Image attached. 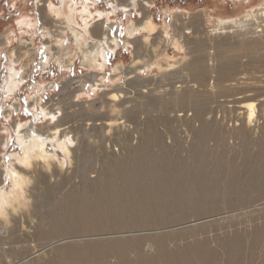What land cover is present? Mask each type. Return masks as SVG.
Returning <instances> with one entry per match:
<instances>
[{
	"label": "bare ground",
	"instance_id": "bare-ground-1",
	"mask_svg": "<svg viewBox=\"0 0 264 264\" xmlns=\"http://www.w3.org/2000/svg\"><path fill=\"white\" fill-rule=\"evenodd\" d=\"M61 1L63 9L54 6L48 0H38L37 6H41L37 12L41 30L43 33H49L50 29L55 27V30L51 31H54L52 33L56 37V47L59 50L63 47V39L69 30L74 46L81 52L82 65L86 68H103H97L99 67L97 62L106 58L104 45L114 50L118 45H121L117 34L120 23L111 19L120 10L129 16L136 13L139 20L137 22L127 21L125 25L123 46L126 49L130 48V56L133 59L129 67L125 69L113 68L111 82L114 83L120 74L128 78L130 74H135L146 67L149 68H147L148 70L155 66L160 69H175L174 64L169 62V58L172 56L168 53V50L173 49L174 53L183 51L184 58H192L186 65V69H188L186 72L187 83L184 86L183 84L178 86L184 88V93L178 91L176 87L177 90L175 89L171 93L168 91L167 94H161L160 90V94H157L158 98L166 99V96L169 98L167 102L162 99L149 101L147 104H150L154 111L150 109L147 112L146 104L138 99L126 101L124 91L118 88L105 93L104 96L107 95L108 98L105 99L106 109L102 114H93L90 104H77L70 101L66 105H61L59 101H56L55 104L51 101V105H41L42 113L45 117L52 118H57L58 114L62 113L61 118L58 119V128L41 133L34 127V123L15 124L16 142L23 153L22 155H12V159L17 162L15 168L6 165L0 156V185H2V176H6L3 178L4 183L7 178L11 184L9 185L11 194L0 189V221L6 224L12 223V228L7 231L9 232L7 240L9 244L0 246L1 257L4 259L1 263L108 264L115 259L116 264H131V260L135 264H217L215 253L213 254L212 250L209 251L207 247V250H191L188 247L181 251L177 248V251L174 250L176 252H170L167 243L174 242L175 239L177 241V238L169 237L170 234H164L162 237L161 235L163 230L171 229L172 225L166 226L171 221L181 222V220L190 217L203 215L211 217V214L215 213V209L213 210L215 206H212L210 200L218 197L221 191L240 198L241 195L237 194L239 191L236 193L235 189L240 184L243 187V183L257 184L258 190H264V158L260 161V157L257 160H252V158L243 159L242 156L237 158L239 161L237 165L226 162L230 165H221L222 167L220 166L221 168L215 172L209 171L208 158H216L220 155L211 150L217 144L211 146L209 142H217L223 139L225 134L221 129L222 125L221 127L217 126L215 119L207 117L211 109L203 106L205 105L204 100L209 94L217 98L219 96L216 91L223 94L232 89L236 90L235 87L242 82L247 84L246 77L239 76L241 73H236V64L231 57L229 58L228 53L239 49L237 56L247 57V55H257L260 51L259 47L264 49V42L260 41L264 39V0L256 5H250L238 17L206 16L204 20L207 23L203 20L204 24L202 20L200 23V21L190 18L187 12H170L168 15L164 14L162 26L153 22L151 12L147 10L153 7L151 0H105L108 9L104 13L92 11L96 0H83L84 6L79 11H77L75 0ZM237 1L241 2V0ZM242 1L246 5L249 2V0ZM95 16L99 17V20H103L102 26L90 24L96 18ZM51 17H56V19L52 20ZM56 23H61L63 27H56ZM48 25L49 28H47ZM28 28L27 24L20 26L21 31L29 33ZM114 33L115 36H113ZM225 36L236 39V44L219 41ZM43 37L46 35L43 34ZM255 38L258 40L255 41ZM30 44V42L23 41L20 49L25 48L30 52ZM140 49L143 51L142 54H140ZM71 52L70 49L66 51L67 55H71ZM50 55L51 52L48 49L43 56L45 67L48 66L50 57L53 56ZM16 56L21 58L23 54L19 53ZM29 56L30 58L34 57H31V54ZM18 58L12 59L13 66L10 68V76L4 87V90L9 94L14 92L19 84V81L16 80L19 72L15 69ZM210 58H214V62L219 61L221 65L218 66L217 74L214 72L216 75L208 83L210 76L207 77V73L202 71V68L206 67V60L209 63ZM252 61L264 66V56L263 58H253ZM25 66L26 64L23 67ZM92 76L85 80L90 82L92 87H96L100 82L97 79L98 75L93 73ZM21 78L23 79V77ZM85 80L78 81L80 88ZM145 82V80L133 78L129 87L138 91L140 88H146L143 85ZM255 83L257 82L248 83L246 87ZM195 88H199L198 92L203 89L204 92L206 91V95L203 97V93L199 98L192 99L191 96L195 93ZM145 91L148 95L149 92L147 90L143 92L145 93ZM79 92H81L80 89L76 90L72 99H76ZM141 97L139 95L137 98ZM242 98L238 95L235 100H224L223 103L213 100V104H217L218 109L220 107L223 112H226L225 114H228V118H226L229 124L231 121L236 122L233 127L236 131L231 133L232 135L238 134L245 141L247 138H252L251 136L254 138L264 137V98ZM135 101L137 106L127 108V103ZM228 102L232 103V106H227ZM186 104L188 107L184 108ZM32 110L37 116L34 103ZM174 110L177 111L173 114ZM179 110L184 113L177 114ZM189 112L191 113L189 114ZM154 113L156 115H153ZM223 117L222 115V119ZM176 121L181 123L180 127L186 126L192 132L193 142L189 148L186 145L187 150L184 158L180 153L170 150H168L170 151L168 155L166 153L152 154L146 140L159 141L163 136L160 131L161 125ZM223 121L225 122V118ZM221 123L223 124V122ZM127 125H132L133 134H136V138L139 140L138 146L132 144L133 134L130 133L131 128ZM170 133V131L166 133L167 138H171ZM117 145L122 150L137 147L130 152L129 156L131 157H123L124 161H117L114 159V154H111L112 151L117 152L118 149H114ZM48 147L52 149V152ZM163 147L167 150L165 146ZM57 151L64 154V156L62 155L65 157L63 161L58 158ZM2 152L4 151L1 150L0 155H3ZM93 152L97 153V161H102L101 170L110 177L104 186V191L99 195L101 199L99 198L98 207L94 204L96 210H93L87 200V197L93 195L88 189V184L82 185L80 193L82 197L73 194L72 199H68L69 195L64 186L65 181L61 176L65 165L70 166L72 163V165L82 167V161L90 159ZM94 172L96 173V171ZM59 178H61L60 181ZM54 179L55 182H51ZM250 195L252 196V194ZM224 197L226 201V197L229 195L224 194ZM228 203L226 205H230ZM224 210L230 212L228 209ZM260 211L262 212V209ZM228 212L220 211L221 214ZM199 220L201 219H195L192 222L196 223ZM192 222L190 221V223ZM256 228L257 231L260 230L258 227ZM175 231L177 232V230ZM142 232L148 234H142ZM259 232L255 233V238ZM120 234L129 235L127 236L129 238L114 237L115 235L120 236ZM158 236L161 239L160 242H157L158 247L153 252L154 254L146 253L152 248V244H149L144 250L146 240L152 239V237L158 238ZM254 237L253 239H255ZM121 238L123 237L121 236ZM79 241L82 244L78 243ZM131 242H136V244L132 248H126ZM202 245L205 246V244ZM176 247L179 246L176 245ZM13 253L18 255L16 262L11 261ZM233 263L231 260L228 261V264Z\"/></svg>",
	"mask_w": 264,
	"mask_h": 264
},
{
	"label": "rangeland",
	"instance_id": "rangeland-1",
	"mask_svg": "<svg viewBox=\"0 0 264 264\" xmlns=\"http://www.w3.org/2000/svg\"><path fill=\"white\" fill-rule=\"evenodd\" d=\"M42 1H46V0H42ZM48 1L52 2L54 6L63 9L62 8L63 3L61 0H48ZM96 1H97L96 5L92 8V11L94 13L106 12V10L108 9L106 5L107 3H105L106 1L105 0H96ZM151 1L153 2V7L147 10L151 12L153 22L158 26L163 25V20H164L163 17H165L166 14L168 15L170 12H177V13L187 12L189 13L190 18L196 21H200V23L202 20L204 24L205 23L204 21H206L204 20L206 16L215 17V18L238 17L241 14H243L245 12V9L250 5L253 6L261 2V0H252V1L249 0L248 2L249 5L248 4L246 5L243 4L245 2L242 0L241 2L240 1L238 2L237 0H151ZM74 2L77 5V11L82 9V6H84V4H82V2H84L83 0H75ZM37 5H38V0H0V143H1L0 151L1 150L4 151L1 153L3 155L0 156L3 158V160L5 161L4 163L6 165L15 168L17 162L15 161V159H12V157L16 154L22 155L23 153L20 146L16 142V135L14 132L15 124L19 123L22 125L29 122L34 123V127L38 129L41 133H47V131H51L52 129L58 128L59 126L58 119L61 118L62 113H59L57 118L45 117L42 113L41 105H51L52 104L51 101L54 104L56 101L57 102L59 101L61 102V105L62 104L66 105L67 102L74 101L77 104H84V105L90 104V108L93 114L99 115L102 114L106 109L105 99H107L108 96L107 95L104 96L105 93L120 88L124 91L123 93L126 101L132 99H138V101H141L143 104L144 103L146 104L147 106L146 111L148 112L150 111V109L151 111H154V108L150 106V104H147L149 103V101L162 99V101L167 102L169 96H166V99H164V97L158 98V95L160 94L159 93L160 90L162 92L161 94H167L169 92L170 93L174 92V90L177 88L178 91L184 93L185 91L184 88H180L178 86H181V84H183V86L186 85L187 83L186 72L188 71V69H186V65L188 62L191 61L192 58H184L185 53L183 51H180L179 53L177 52L174 53L172 51L173 49L168 50V53L170 56H172V58H169V62L171 64H174L175 69L173 70L166 68L160 69L159 67L155 66L156 68L153 67L150 68V70H148L149 68L146 67L145 69L137 71L135 74L132 75L130 74L129 75L130 77L128 78H126L123 74H120V76H118L115 79L114 83L111 82V77L113 75V68L120 67L125 69L129 67L133 59L130 56V48L126 49L123 46V41L125 38V25L127 21L134 20L135 22H137L139 20L138 19L139 16L136 13H132L131 16H129L128 14L122 13L119 10L116 12V15L114 14L115 16H113V18L111 19L116 20L117 22L119 21L118 23H120L119 24L120 29L117 32V34H118V39L121 42V45H118V47L115 50L109 49L107 48V46L104 45L106 58H104L102 61L100 59L97 62V64L99 65V67L97 68L100 67L103 68L92 69L89 67L86 68L85 66L82 65L81 52L78 50L76 46H74V41L72 40V35L70 34L69 30L65 34V37L63 39L64 41L63 47L60 50L59 48L56 47L57 44L56 37L55 35H53L54 33H52L54 31H51L52 29L55 30V27L51 28L49 33L46 32L43 33L40 26L41 24H40L39 14L37 13L38 8H41V6L38 7ZM182 15L184 14L182 13ZM95 17L96 18L92 22H90V24H97L102 26L101 23H103V20L101 19L99 20V17L97 16ZM51 18L52 20L56 19V17H54L55 19L53 17ZM208 22L210 21L208 20ZM21 24L29 25L28 29L30 30V32L28 33L21 31L20 29ZM59 26H61V23L57 24L56 27ZM49 27L50 26L48 25L47 28ZM43 34L46 35V37H43ZM113 36H115V33ZM229 37L230 36L228 37L225 36V38H221L222 40L219 41H228L229 44H236V39L234 38L232 39ZM254 40L257 41L258 39L255 38ZM23 41L31 43L30 44L31 46H29L30 52L27 51L25 48L22 50L20 49L22 48L20 45ZM260 41L264 42V39H261ZM253 43L255 44L257 42H253ZM262 48L263 47H259L260 51L259 53H257V55L256 54L247 55V57L246 56L238 57L237 55H239V53H237V50L239 49H236L233 52L228 53L229 58L231 57L233 59L230 60H232L236 64V73L237 74L241 73L239 76L242 75L246 77L247 84L242 82L239 86H237L238 88L235 87L236 90L232 89L227 92H224L223 94L220 91H216L218 92L217 96H219L220 98L219 97L215 98L216 96L209 94L204 100L205 105L203 106H206L209 109H211L207 117H210L209 119L212 120L215 119L217 121V126L221 127L222 125L221 129L225 134V137H223V139L217 142H213V141L209 142L211 146H213L215 143L217 144L216 147L211 149L213 150L212 152L218 153L223 157L222 158L219 155L216 158H208L207 166L209 168V171L211 172L217 171L219 168L222 167L221 165L223 166L230 165L229 163L226 162H231L232 165L233 164L237 165V162H239L237 161L238 160L237 158H240L242 156L243 159L252 158V160H257L260 157V161L262 160V158H264V137L260 138L261 136H259L258 138L256 137L254 138L253 136H251L252 138H247L245 141L238 134L232 135L236 131L233 128L234 125H236V122L231 121L229 124V121H227L228 114H225L226 112H223L220 107L218 109L216 106L217 104H213V100L223 103L224 100L225 101L235 100L238 95L243 97L242 99H244L245 97H249L250 99L264 98L263 95L264 66L259 65V63L252 61L253 58H263L264 49ZM48 49L51 52L50 56L52 55L53 56L50 57L49 63L47 64L48 66L46 65L47 67H45L44 65L45 61H43L44 58L43 56L46 54ZM69 49L70 51H72L71 55H67L66 53V51H68ZM19 53L23 54L21 58H18L16 56ZM28 53L32 55L31 57L33 56L34 57L30 58ZM142 53L143 51L142 49H140V54ZM54 57H58V58H54ZM15 58L19 59L18 62L15 63V69L16 71L19 72L16 76V80L19 81V84L15 89V91L9 94L4 90V87L6 85L5 83H7L8 78L10 76V68L11 66H13L12 59L14 60ZM210 59L211 60H209V63L206 60V67L202 68V71L207 73L206 76L207 77L210 76L208 78V83H210L211 82L210 79L217 74L219 67L221 65L219 61L214 62L213 61L214 58H210ZM24 64H26L25 67H23ZM93 73L98 75L97 79L100 81L97 83L96 87H92L90 85V82L88 81L86 82L85 80V78L87 79L92 78ZM21 77H23V79ZM133 78L134 79L139 78L142 79V81L145 80L146 82L143 85L146 88H140L138 89V91L132 90L129 87V83L133 80ZM80 79H83V81L85 80L81 88H80V83H78ZM180 81L181 82L184 81L185 83H181ZM134 82H138V81H134ZM251 82L252 83L257 82V83L253 85H249L250 87H246L248 83ZM140 85L142 86V84ZM158 86L160 87L157 88ZM78 89H80L81 92H79L78 97L76 99H72L73 93ZM197 89L196 88L194 89L195 93H193L192 95L193 97L191 96L192 99L199 98L200 95H202L203 93H204L202 95L203 97L206 95V91L204 92V90L202 89L200 92H198ZM144 90H147L149 92L148 95L146 91L145 93L143 92ZM154 91L156 93H153ZM139 95H141L144 98L142 97L137 98ZM211 97L214 99H212ZM33 103L36 106V110L38 113L37 116L33 113L32 110ZM126 106H128L127 108L135 107L137 106V102L136 101L129 102L127 103ZM227 106L229 107L232 106V103L228 102ZM187 107H188L187 104L184 105V108ZM176 111L177 110H174L173 114ZM180 111L181 110H179L177 114L184 113V111L181 112ZM190 113L191 112H189V114ZM153 115L156 114L154 113ZM222 115L224 116L223 119L225 118V122L222 119ZM220 121L223 122V124ZM180 125L181 123H179L178 121L173 122L171 124L169 123L167 125L163 124V126L161 125L160 131L163 134L162 139H159V141L157 142H154V140L153 141L146 140L148 141L147 146L149 147L150 152L152 154L166 153V155H168L170 151L178 152L180 153V155H182L181 157L184 158V155L186 154L185 151L187 150V146L189 148V146L192 144L193 137L191 136L192 132L189 131V129L186 126L180 127ZM127 126H129L130 128L132 127V125H127ZM169 131L171 132L169 134L171 138H167L168 136L166 133ZM187 132L189 133L188 135ZM130 133L131 134L134 133L132 128ZM257 133L259 134V131H257ZM136 136H137L136 134L132 135L133 140H131V142L133 145L138 146L139 140H137ZM162 145L165 146L167 150ZM137 146L131 147L129 150H122L121 147L117 145L116 147H114V149H118L117 152L112 151L111 154H114L115 160L124 161V159L122 158L127 156L131 157L129 156L131 154L130 152L133 151ZM48 149L49 151L52 152V149L50 147H48ZM96 154L97 153L93 152V155L90 159L87 158L88 159L87 161H82V167L80 165L79 166L75 164L72 165L71 163L70 166L65 165L61 171V176H63L64 178L63 181H65V185H64L66 188L65 190L66 193L69 195L68 199H72L73 194L82 197V194H80L82 192L81 188H83L82 185L84 186V184H88L87 185L88 189L92 192L93 195L87 197V200L89 205L93 207V210H96V206L98 207L101 199L99 195L102 194V192L104 191V186L110 179L109 175L105 173V171L101 170L102 161L100 162L97 161ZM57 155L58 158L61 159L62 161L65 158L63 157L64 154L60 151H57ZM71 171L73 172V174ZM94 171H96V173ZM5 177L6 176H2V183H1L2 185H0V189L5 193H7L8 191L7 194H11L10 191L11 186H9L11 184L10 182H8L7 178L4 183L3 178ZM60 179L61 178H59V181ZM72 179L73 180L76 179V181H73ZM51 182H55V179L52 180ZM69 184H71L72 186ZM78 186L79 188H76ZM240 187L241 184L239 185V187H236L235 189L236 193L239 191L237 194L241 195L240 198H237L235 195H232L230 193H223V191H221L218 197H215L212 201L210 200L212 206H215L213 208V210L215 209L214 210L215 213L211 214V217L208 215H203L201 217H190L181 220V222L171 221L170 224L166 225V226L172 225L170 227L171 229L163 230L162 231L163 234L161 235V237L164 236V234H170L169 237L177 238V241L175 239L174 242L170 241L169 243H167L168 250L170 252H176L177 248L179 251H181L186 248L188 249V247L191 250L194 249L195 250L208 249L209 251L212 250L211 252L213 254L215 253L214 256L216 257L217 264H228L229 260L233 261L234 262L233 264H264V204H262L264 203V190L263 191L258 190L257 184L253 185V183H251V185H248V183H243V187H241L242 189ZM224 194L229 195V197H226V201L224 199L225 198ZM250 194H252V196ZM256 194H258V196H256ZM244 195H246L247 197ZM253 196L255 197L253 198ZM218 198H222V199L219 200ZM92 199L93 201H91ZM225 202L226 203L230 202L228 204H230L231 206L226 205ZM224 209H228L230 212ZM261 209L262 212L260 211ZM220 211L222 213L223 212H228V213L221 214ZM224 216L226 218H223ZM195 219H201V220L196 221V223L192 222ZM190 221L192 223H190ZM188 224L189 225L191 224V226L189 227ZM0 227H1L0 231L2 232L0 234V246H4L9 244V242L7 241L9 232L7 231L12 228V223L10 222L6 224L0 221ZM191 227L194 229H192ZM256 227H258L261 231L260 230L257 231ZM175 230H177V232ZM180 230L184 232H181ZM258 232L259 234L255 238L254 237L255 233ZM142 234H148V233L142 232ZM135 235H139V234H135ZM116 236H118V238L120 237V239L129 238L127 237L129 235L126 234L124 235L120 234V236L115 235L114 237ZM121 236L123 238H121ZM161 237L158 236V238L152 237V239L150 238L147 239L144 250H146L149 244H152V248L148 252L146 251L145 252L149 254L152 253L151 255H153L154 254L153 252H155L156 248L158 247L157 242H160ZM253 237L255 239H253ZM180 239L183 240L181 241ZM80 241L78 243L82 244V242ZM135 244L136 242H131L130 244H128V246H126V248H132ZM175 244L179 247L181 246L182 247L181 248L176 247ZM202 244H205V246ZM196 245L197 247L198 246L199 247L197 248ZM175 249L176 251H174ZM1 254L2 252L0 250V264H2L1 262L2 260H4L2 259ZM17 260H18V255H15L14 253L11 254V261L16 262ZM114 261L115 259H113L112 262H109L108 264H116V261L115 262ZM131 262H132L131 264H135L134 261L131 260Z\"/></svg>",
	"mask_w": 264,
	"mask_h": 264
}]
</instances>
